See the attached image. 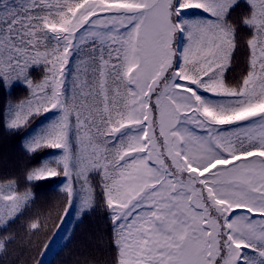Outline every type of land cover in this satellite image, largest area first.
<instances>
[{"label":"snow or ice","instance_id":"6c2138e0","mask_svg":"<svg viewBox=\"0 0 264 264\" xmlns=\"http://www.w3.org/2000/svg\"><path fill=\"white\" fill-rule=\"evenodd\" d=\"M18 84L0 125L58 154L0 183V264L54 177L37 257L75 208L105 214L104 264H264V0H0V89Z\"/></svg>","mask_w":264,"mask_h":264},{"label":"trees","instance_id":"16d2710c","mask_svg":"<svg viewBox=\"0 0 264 264\" xmlns=\"http://www.w3.org/2000/svg\"><path fill=\"white\" fill-rule=\"evenodd\" d=\"M243 61L241 49L237 56L236 74L243 67ZM25 95V88L19 84L15 86L11 97L0 89V109L8 99H18ZM49 118L46 117L41 123ZM32 130L10 135L0 125V134L4 137L3 143L0 144V183L5 186L6 178L22 180L27 170L58 154L56 150L50 149L35 155L26 154L23 149V137ZM62 183L61 177L32 182L34 202L9 229L15 236L13 242L7 246L9 264H34L33 257H37V253L43 251V246L57 232L58 216L64 206ZM33 222L38 223L39 227L29 230L28 226ZM108 239V224L105 214L100 209L78 216L76 209L73 208L47 254L37 258H42V264H104L109 258Z\"/></svg>","mask_w":264,"mask_h":264},{"label":"rangeland","instance_id":"374dc122","mask_svg":"<svg viewBox=\"0 0 264 264\" xmlns=\"http://www.w3.org/2000/svg\"><path fill=\"white\" fill-rule=\"evenodd\" d=\"M185 15H187V16H194V15H203V14L202 13H199V12H195V11H189Z\"/></svg>","mask_w":264,"mask_h":264}]
</instances>
